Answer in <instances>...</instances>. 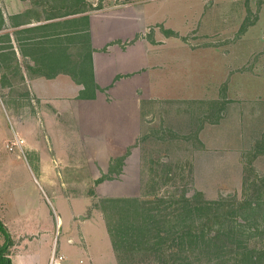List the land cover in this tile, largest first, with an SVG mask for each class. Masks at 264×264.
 Returning <instances> with one entry per match:
<instances>
[{
  "label": "rangeland",
  "instance_id": "rangeland-1",
  "mask_svg": "<svg viewBox=\"0 0 264 264\" xmlns=\"http://www.w3.org/2000/svg\"><path fill=\"white\" fill-rule=\"evenodd\" d=\"M139 1L148 23L164 28L147 30L164 54L158 63L148 59L147 78L136 79L146 82V98L155 85L165 92L143 107L140 136L127 145L112 149L111 137L91 135L64 114L48 118L47 106L39 119L40 104L24 106L30 117L22 119L15 107L28 93L17 74H9L10 96L0 88V219L14 241L13 264H119L102 202L152 206L158 221L168 200L187 205L196 194L260 201L233 222L236 239L224 250L201 245L198 264L214 256L235 263L245 247L264 255V0ZM123 216L139 225L136 216ZM157 239L123 263L158 264Z\"/></svg>",
  "mask_w": 264,
  "mask_h": 264
},
{
  "label": "crops",
  "instance_id": "crops-1",
  "mask_svg": "<svg viewBox=\"0 0 264 264\" xmlns=\"http://www.w3.org/2000/svg\"><path fill=\"white\" fill-rule=\"evenodd\" d=\"M141 4L139 0H0V88L10 96L12 73L28 93L21 95L24 100L15 113L28 119L24 106L40 104L39 119L48 109V118L64 114L83 123L91 135L111 137L112 149L138 138L143 107L163 100L158 91L165 92L164 86L162 90L155 85L151 93L146 89V98V82L136 79L147 78L148 59L154 63L164 54L155 49L162 41L147 34L152 25L161 32L164 28L160 21L148 23V12L140 9L146 5ZM48 89L57 94L46 96ZM53 99L64 106L51 108L54 103L48 100ZM91 155L87 154L89 161Z\"/></svg>",
  "mask_w": 264,
  "mask_h": 264
},
{
  "label": "trees",
  "instance_id": "trees-1",
  "mask_svg": "<svg viewBox=\"0 0 264 264\" xmlns=\"http://www.w3.org/2000/svg\"><path fill=\"white\" fill-rule=\"evenodd\" d=\"M247 25L252 24L247 23L245 26ZM171 35L177 37L174 33ZM77 76L81 75H72L73 78ZM217 121L216 117L210 122L216 123ZM102 203L105 206L102 207L104 221L119 264H124L123 262H126V259L133 253L145 254L148 252L152 240L153 246L156 245L155 238H159L157 245H160L154 247L155 259L158 264H198L201 245L207 244L216 247V251L224 250L227 244L236 239L237 232L232 227L233 222L239 216L251 214L250 211L253 208L260 206L258 198H245L242 201H236L234 197H225L216 201H206L201 198L200 194H196L191 199L185 200L184 204L187 205H180L181 203L177 201L168 200L163 207L166 212L154 216L158 217L157 221L156 218L151 220L148 210L152 206L138 205L134 200H109ZM159 208V205L156 204L152 209L159 210ZM172 213L175 214L172 215ZM123 214L136 216L137 220L140 219L139 225L131 224L135 219L130 222L128 217ZM118 215L121 218H117ZM0 238L2 241L0 243V264H13L10 250L14 246V241L1 219ZM206 247L202 246V248ZM240 252L243 254L242 259L238 258L235 263L231 264H264V255L261 249H254L250 252L245 247ZM225 257L217 260L220 257L214 256L208 260V264L221 261L228 264V260H233L231 257Z\"/></svg>",
  "mask_w": 264,
  "mask_h": 264
}]
</instances>
